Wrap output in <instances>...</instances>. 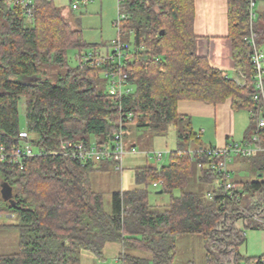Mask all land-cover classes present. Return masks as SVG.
<instances>
[{
    "label": "trees",
    "instance_id": "16d2710c",
    "mask_svg": "<svg viewBox=\"0 0 264 264\" xmlns=\"http://www.w3.org/2000/svg\"><path fill=\"white\" fill-rule=\"evenodd\" d=\"M117 2L119 14L125 15L119 36L130 54L133 84V92L120 99L101 87L107 66L92 65L88 58L69 66L67 50L77 48L80 54L87 44L54 0H34L29 20L19 2L0 0V144L14 141L21 129L23 99L25 127L35 147L44 152L24 160L22 169L0 163V184L11 186L14 200L11 205L0 195V214H15L19 232L18 251L0 255V264H80L82 250L100 255L112 242L123 247L122 264H175L176 237L185 234L203 237L207 264H238V246L245 236L234 221L244 219L247 228H264V152L243 157L258 178H233L239 188L225 192L222 176L211 167L213 159L179 144L168 165L135 167L138 186L113 193L112 212L107 214L88 174L115 166L116 161L82 164L55 150L62 138L112 144L114 134L129 126L154 134H165L171 126L178 139H196L190 130L180 129L185 117L176 111L179 100L219 104L230 99L232 109L250 113L255 107L254 69L252 48L244 39L250 0H227L228 35L241 82L195 54L194 0ZM255 30L264 48V28L256 22ZM130 35L131 51L126 44ZM31 76L38 78L22 80ZM253 124L250 115L246 138ZM261 137L264 144V134ZM198 165L199 178L216 183L208 191L211 197L186 190ZM157 182L163 192L179 190L161 211L148 202L147 186ZM135 250L151 257L134 255Z\"/></svg>",
    "mask_w": 264,
    "mask_h": 264
},
{
    "label": "rangeland",
    "instance_id": "374dc122",
    "mask_svg": "<svg viewBox=\"0 0 264 264\" xmlns=\"http://www.w3.org/2000/svg\"><path fill=\"white\" fill-rule=\"evenodd\" d=\"M54 2L60 7L64 20L72 28L82 31V38L87 44L85 49L80 53L82 56H84L85 52L89 53L94 51L99 54H105L106 51H110V42L117 38L118 32L115 25L119 13L117 0H92L87 2V4H79V7L74 10L70 8L69 0H54ZM252 11L255 13L253 21L264 28V0H254ZM255 23L252 22L251 24L249 18L246 35H249L251 27L258 42L259 38L255 30ZM126 44L131 51L133 49L132 35L129 36ZM78 53L79 50L77 48H69L67 50L66 58L69 66L74 67L79 63L77 58ZM101 87L105 90L108 89L106 80ZM234 113V130L239 135L242 132L241 127L244 126L246 128L249 125L250 113L247 109H237ZM19 115L20 128L22 129L25 127V106L23 99L19 102ZM183 126H187V121L181 123V127ZM195 129L196 127H194ZM186 130L189 131L190 129L188 128ZM210 134L212 135L211 130H206L201 133L199 139L191 138L189 140H180L178 139L176 129L171 126L165 134H154L149 129L129 126L128 129L123 131V138L125 139L126 147H131L134 144L137 152L125 154L121 159V168L109 166L107 168L92 170L88 174L90 187L102 195L104 212L107 214L112 212L113 193L131 190L138 186L135 183L133 175V169L135 167L144 164L157 167L168 165L170 163L171 151L178 148L177 143L184 146L185 149L191 150V147H198L203 142L208 144ZM231 138L235 139L234 141L238 139L234 135L229 140ZM37 150L35 148V151ZM153 152H161L162 157H155ZM235 174L236 179L242 181H251L257 179L259 176L258 173L255 174L252 170H249L247 166L242 170H237ZM208 184H198L195 178H193L189 181L186 190L206 194L207 188L209 187ZM147 189L148 202L151 205V209L155 211L165 209L170 203L171 196L179 195L178 189H174L172 193H157L160 187L153 186L152 184L148 185ZM7 215L15 214H0V255L17 252L19 248V232L16 227L18 220L15 216L9 218ZM243 220L237 219L234 221L235 226L242 230L245 236L244 243L238 246L240 255L238 264H246L249 259L264 255V228H247ZM256 223L259 224L258 222ZM175 244L176 254L173 260L175 264H207L205 260L206 250L204 239L200 234L179 235L176 237ZM122 249L121 244L112 242L105 244L100 255H96L89 250H82L80 264H122L119 260ZM132 253L140 257H151L149 252L147 253L141 250L132 251ZM149 264L152 263L149 262Z\"/></svg>",
    "mask_w": 264,
    "mask_h": 264
},
{
    "label": "built area",
    "instance_id": "2783aa9c",
    "mask_svg": "<svg viewBox=\"0 0 264 264\" xmlns=\"http://www.w3.org/2000/svg\"><path fill=\"white\" fill-rule=\"evenodd\" d=\"M19 2L21 9L25 12L27 19H30L32 11V3L34 0H16ZM70 8L77 9L79 4H87L92 0H69ZM254 1L250 0V23L252 24L255 13L252 11ZM125 15L118 13V19L115 22L119 30L120 20ZM252 48L250 60L253 65V101L255 107L250 111L253 117V128L250 136L242 141H231L228 144L219 146H209L199 148L193 151L196 155H206L213 159L211 167L219 173L223 178V188L225 192L234 191L239 188V185L231 180L232 172L229 169V162L233 156L238 157H252L258 152H264V144L261 135L264 134V48L258 45L256 35L250 27L249 35L244 38ZM87 57L81 56L78 53L79 64L82 60L87 58L91 60L92 65L107 66L103 72L104 76L108 79L107 92L110 96L120 99L122 96H127L133 92V88L126 84V80L131 75L128 68V55L125 46L118 35L110 43V51L105 54L97 52H89ZM35 145L32 141L31 133L26 127L20 129L15 136L14 141L10 143L0 144V163H8L16 165L22 169L24 160L32 157L41 156L42 150L35 151ZM55 152L62 157L69 158L81 162L82 164L88 162H101L105 159H113L116 161L115 168H121V159L125 154L136 153L134 146L126 147L124 138L121 132L114 134L112 144H97L87 143L82 140L62 138L59 140ZM157 158L162 157L161 152H153ZM159 182L154 183L157 186ZM209 196H211L209 194ZM231 197V193H229ZM248 264H264V257L249 261Z\"/></svg>",
    "mask_w": 264,
    "mask_h": 264
},
{
    "label": "crops",
    "instance_id": "0c3cea01",
    "mask_svg": "<svg viewBox=\"0 0 264 264\" xmlns=\"http://www.w3.org/2000/svg\"><path fill=\"white\" fill-rule=\"evenodd\" d=\"M193 33L195 35V54L200 57H205L210 66L226 72L228 76L234 77L236 81L241 82L242 78L236 74L232 41L228 35L227 0H194ZM176 111L185 117L182 122L187 121V126L180 127V129L184 131L189 128L190 131L198 137L196 139H199L201 133L206 130H211L212 132V135H209L208 144L203 142L198 147H191V150L207 146L222 147L228 142L235 140L232 138L229 140L232 135L238 138L236 141H242L246 138L250 126L249 123L246 128H244V126L241 127L242 132H240L239 135L236 134L234 130L235 110L231 107L230 99L219 104H211L198 100H179L176 104ZM194 127L198 130L195 129V131ZM197 131L198 133H196ZM177 145H179V143H177ZM131 146L135 145L132 144ZM246 166L251 170L243 157L233 156L229 162V169L233 174L232 178L236 179V171L242 170L244 167L246 168ZM97 169H100V167ZM195 172L196 182L198 184L209 183L207 192L211 191L213 186L216 185L215 181L205 182L201 180L199 178L201 174L199 165L195 167ZM7 216L13 218L15 215Z\"/></svg>",
    "mask_w": 264,
    "mask_h": 264
},
{
    "label": "water",
    "instance_id": "95a60500",
    "mask_svg": "<svg viewBox=\"0 0 264 264\" xmlns=\"http://www.w3.org/2000/svg\"><path fill=\"white\" fill-rule=\"evenodd\" d=\"M37 78H38L37 76H31V77L23 78L22 80L24 82H34L37 80ZM162 192H163L162 189L157 191V193H162ZM0 195L3 200L9 202L11 205H14L12 188L8 183L2 182L0 184Z\"/></svg>",
    "mask_w": 264,
    "mask_h": 264
},
{
    "label": "bare ground",
    "instance_id": "6f19581e",
    "mask_svg": "<svg viewBox=\"0 0 264 264\" xmlns=\"http://www.w3.org/2000/svg\"><path fill=\"white\" fill-rule=\"evenodd\" d=\"M119 35V30H118V32H117V36ZM120 39L122 40V38L120 37ZM122 42H123V40H122ZM124 44V43H123ZM124 46H125V44H124ZM125 50H126V52H127V55H128V59H127V62L129 63V59H130V54L128 53L129 51L127 50V48H126V46H125ZM128 68H129V64H128ZM103 76H104V74H103ZM105 77V76H104ZM130 77H131V75H129V77H128V79L126 80V84L127 85H129V86H131L132 88H133V84L130 82ZM106 78V77H105ZM106 81H107V84H108V79L106 78ZM119 132H121V134H122V137H123V132L120 130ZM77 140H79V139H77ZM83 141V140H82ZM91 143H93V142H91ZM229 143V142H228ZM227 143V144H228ZM207 147H209V146H207ZM200 148H204V147H200ZM197 149H199V148H196L195 150H197ZM195 150H189L190 152H192L193 153V151H195ZM55 154L56 155H58L56 152H55ZM42 155H44V152H43V154ZM41 155V156H42ZM95 163V162H94ZM231 178H232V176H231ZM160 184V183H159ZM159 184L156 186V187H159ZM154 186V185H153ZM209 192L207 193V196L208 197H211V196H209ZM211 195V194H210ZM261 258V257H260ZM258 259V258H257ZM248 264V263H247Z\"/></svg>",
    "mask_w": 264,
    "mask_h": 264
}]
</instances>
